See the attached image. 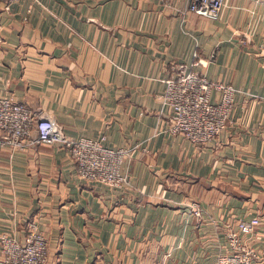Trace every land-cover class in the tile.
Wrapping results in <instances>:
<instances>
[{"label": "crops", "instance_id": "crops-1", "mask_svg": "<svg viewBox=\"0 0 264 264\" xmlns=\"http://www.w3.org/2000/svg\"><path fill=\"white\" fill-rule=\"evenodd\" d=\"M189 1L0 0V97L66 136L134 147L131 188L80 177L60 141L0 147V234L23 240L35 220L48 264H219L227 224L259 216L264 264V0H226L217 19L182 13ZM196 51V70L237 88L228 127L201 145L169 131L163 100Z\"/></svg>", "mask_w": 264, "mask_h": 264}, {"label": "built area", "instance_id": "built-area-1", "mask_svg": "<svg viewBox=\"0 0 264 264\" xmlns=\"http://www.w3.org/2000/svg\"><path fill=\"white\" fill-rule=\"evenodd\" d=\"M17 1V0H12ZM226 0H190L182 13L196 12L208 18L221 16ZM0 40L2 37L0 36ZM191 63H177L164 78L163 100L170 110L169 131L183 136L194 144H204L217 137L231 122L237 88L230 82L214 80L196 70L200 54ZM219 95L214 98L212 93ZM37 136L32 135L33 130ZM107 135L99 137L66 136L62 126L43 108L33 109L10 95L0 97V147L25 149L36 142L60 141L77 165V174L87 181H98L112 187L131 188L132 180L127 166L134 147H115L105 143ZM200 221L206 210L199 201L188 204ZM261 224L259 216L239 218L227 224L226 246L218 256L219 264H254L258 251L252 234ZM0 264H48L50 241L35 220L26 225L23 240L13 234L1 233ZM156 264H164L160 261Z\"/></svg>", "mask_w": 264, "mask_h": 264}]
</instances>
